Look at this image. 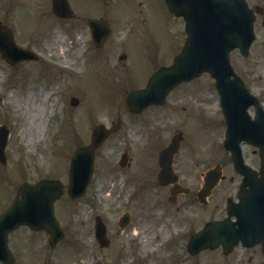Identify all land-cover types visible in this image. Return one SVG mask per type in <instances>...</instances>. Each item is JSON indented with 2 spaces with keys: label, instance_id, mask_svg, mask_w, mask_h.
I'll list each match as a JSON object with an SVG mask.
<instances>
[{
  "label": "rangeland",
  "instance_id": "rangeland-1",
  "mask_svg": "<svg viewBox=\"0 0 264 264\" xmlns=\"http://www.w3.org/2000/svg\"><path fill=\"white\" fill-rule=\"evenodd\" d=\"M70 1L78 9L80 3L92 8L91 13L103 10L112 22L102 50L93 47L78 18L52 15L48 0H0V21L11 27L18 44L40 54L37 61L16 64L0 56V123L10 129L8 162L0 163V210L22 180L55 177L66 185L70 155L89 141L93 126L114 123L117 117L120 126L96 150L85 194L71 199L64 192L55 202L64 236L50 245L45 231L19 227L8 238L12 264H262L258 246H237L226 255L221 248L194 256L185 249L188 229L224 215L231 190V160L221 144L225 125L208 74L174 88L167 97L173 104L168 101L137 114L123 104L126 92L144 81L151 67L169 62L178 50L186 36L182 18L172 15L164 0ZM56 31L63 34V53L60 42L52 39ZM259 45L255 41L247 56L234 49L230 59L264 106V52ZM122 52L126 57L119 59ZM71 96L78 98L76 104ZM176 130L183 138L173 166L189 193L171 203L168 189L158 186L154 175L156 150ZM123 150L129 159L121 167ZM216 162H221L226 178L200 204L195 193L202 172ZM124 211L131 220L121 228L117 220ZM96 214L106 225V247L99 246L93 234Z\"/></svg>",
  "mask_w": 264,
  "mask_h": 264
},
{
  "label": "water",
  "instance_id": "water-1",
  "mask_svg": "<svg viewBox=\"0 0 264 264\" xmlns=\"http://www.w3.org/2000/svg\"><path fill=\"white\" fill-rule=\"evenodd\" d=\"M64 4L65 0H61ZM168 8L185 18V28L188 36L184 46L174 56L173 63L162 66L150 77L143 89L130 90L125 97V104L130 110L139 111L149 103L163 102L166 92L177 82L190 79L202 71H208L215 78V85L220 93L221 105L226 119V138L224 145L231 151L233 159L242 165L238 146L240 139L252 141L260 146L264 154V112L257 99L250 94L235 75L229 63L228 52L238 47L244 55L253 39L252 14L245 0H165ZM53 9L58 15H69L70 9L59 5V0H53ZM66 3V2H65ZM12 44L10 30L0 25V51L7 61L14 63L22 58H34V54ZM13 48V49H11ZM74 102L77 99L72 98ZM256 106V116L251 119L246 108L250 103ZM107 130L98 124L92 131L91 141L87 145L76 148L70 160L69 184L67 191L71 196L83 193L93 168L94 149L105 138ZM177 136L161 152L163 175L169 171L170 155L177 146ZM6 144V128L0 126V160L5 162L4 147ZM125 158V156H124ZM241 167V166H240ZM245 168L246 166L243 165ZM242 170V168H241ZM243 171V170H242ZM219 172L211 169L206 174L204 187L198 195L202 199L210 192ZM62 192V185L57 179H40L34 184L23 182L18 189V195L11 205L0 213V260L6 264L13 261V256L7 246V234L20 225H28L32 229H45L49 233V242L55 243L62 235L61 229L53 213V201ZM244 201V200H243ZM229 202L230 217L211 221L197 232H191L188 250L191 253L202 248H214L222 244L225 252L234 243L241 241L246 245L261 244L264 255V210L259 216L251 214L246 201L236 214ZM243 211V212H241ZM122 219H126L124 215ZM95 236L100 245L107 244L105 226L99 216L95 217Z\"/></svg>",
  "mask_w": 264,
  "mask_h": 264
},
{
  "label": "flooded vegetation",
  "instance_id": "flooded-vegetation-1",
  "mask_svg": "<svg viewBox=\"0 0 264 264\" xmlns=\"http://www.w3.org/2000/svg\"><path fill=\"white\" fill-rule=\"evenodd\" d=\"M250 7L253 9L255 13V19L254 24L256 28V36L254 41L259 42V50L264 52V0H253L249 3ZM78 11V10H77ZM75 10V13L77 12ZM83 13V12H82ZM85 16L83 14H77L76 17H82ZM86 29V27H84ZM264 55V54H261ZM243 148L245 149L244 157L245 162L255 171V175L252 176L251 183L253 184V187H255L254 183L256 184V187H259V167H260V155L258 149L251 145H244ZM230 180V188H231V197L237 200V192L238 190H242L240 187L241 181H242V175L237 171V169L232 164L231 173L229 176ZM169 188V185H168ZM246 190L253 191L255 189L251 188L249 185H246L244 187ZM244 193V191H241Z\"/></svg>",
  "mask_w": 264,
  "mask_h": 264
},
{
  "label": "bare ground",
  "instance_id": "bare-ground-1",
  "mask_svg": "<svg viewBox=\"0 0 264 264\" xmlns=\"http://www.w3.org/2000/svg\"><path fill=\"white\" fill-rule=\"evenodd\" d=\"M78 38H80V36L78 37ZM52 39H53V41H58V42H60V45H62L61 46V50L59 51V52H61V53H63V51L65 50V48H63V43H62V39H63V34L61 33V32H59V31H56L55 33H54V35L52 36ZM51 46H53V43H51L50 44V47ZM63 61V63H65L67 60H62ZM1 71V70H0ZM10 93V92H9ZM72 255V254H71ZM67 256V258H69L70 259V257L68 256V255H66Z\"/></svg>",
  "mask_w": 264,
  "mask_h": 264
}]
</instances>
